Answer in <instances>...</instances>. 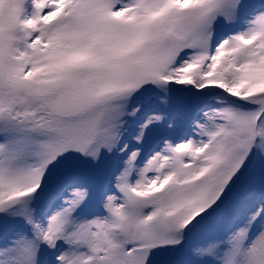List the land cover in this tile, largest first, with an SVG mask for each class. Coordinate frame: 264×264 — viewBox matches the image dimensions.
<instances>
[{
  "label": "rangeland",
  "instance_id": "rangeland-1",
  "mask_svg": "<svg viewBox=\"0 0 264 264\" xmlns=\"http://www.w3.org/2000/svg\"><path fill=\"white\" fill-rule=\"evenodd\" d=\"M61 1H14V6L18 9L24 8L20 13L18 10L16 23L19 29L27 31L21 40L16 41V46H13L15 58L12 60L17 61L18 65L23 63V81L14 87L18 90L29 89L32 100L42 98L44 103L47 102L42 93H53L47 104L56 113L45 116L43 125L30 140L31 144L20 150L17 147L24 142L23 138L9 134L7 139L13 140L16 145L9 150L5 144L6 137L0 136V191L18 195L28 190L33 183L30 182L33 171L39 172L38 182L42 183L30 206L21 211L28 214L33 225L30 241L27 242L26 236H19L17 232L11 231V226L2 229L0 264H18L21 259H24V264H115L123 255L132 258L139 252L147 259L145 256H148L150 248L146 241L156 236L147 227L150 221L161 217L176 224L188 213L189 207V211L197 208L202 212L201 207L192 204L191 199L197 196V186L207 185L208 165L209 172L215 166L212 165L213 157L227 150L230 119L238 115L239 109L245 106L244 102L250 98L249 92L257 79L258 71L264 68V0L258 5L262 9L257 6L260 13L254 15L251 11L250 14L244 12L239 15L241 25L245 22L246 28L252 27L243 35L242 31L230 34L227 38L221 32H214L206 39L203 35L198 46L210 41L207 52L199 56L198 53L185 50L174 63L161 71L158 83L127 98L126 107L117 110L113 116L114 121L109 123L110 129L107 126L110 132L104 129L103 143L108 148L103 152L105 164L96 177H89L84 166L68 165L72 162L77 147L74 129L76 124L70 118L63 120L68 145L64 165L60 163L59 170L51 166L50 153H58L60 160L66 151L64 148L56 151L52 144H46V132L49 131L57 136L60 143L63 133L56 120L70 105L69 93L78 89L69 87V91H65L62 85L68 83L66 81L67 78L70 79L69 75L57 72L61 69L57 67L60 63L55 61V48L69 47L66 49V57H69L72 48L76 50L78 45L76 23L72 18L74 9L69 7L60 10L58 5ZM161 1L80 0L78 11L81 16L105 18L109 10V15L120 28L139 29V41L144 42L149 38L153 26L147 20L145 24L139 25V20L146 11L154 17L155 13L156 16L160 15L162 12L158 10V4ZM188 2L191 3L190 9L194 6L199 10L210 7L206 1L182 0L177 12L181 13L184 3ZM151 15L145 14V17H152ZM145 25L148 28L142 32V26ZM205 28L200 27L198 33H204ZM253 37L257 38V42L250 45V38ZM180 39L185 43L198 41L195 36L186 38L180 35ZM195 55L204 66L196 75L193 85L190 87L187 84L185 91L179 73L183 70L186 77L189 76L188 66L193 67L195 64ZM36 58L41 62L35 61ZM52 61L55 62L51 64ZM16 67V63H12L11 71H16ZM36 76L38 80L34 79ZM42 76L46 79H42ZM56 76L58 77L50 79ZM61 92L67 95H62ZM193 94L202 96L198 102L200 104L205 97H213L218 105L214 102V105L204 107V114L201 113L192 132L178 145L168 136L159 141L161 133L167 134L166 123H169L170 130L179 129L187 119L185 113L188 116L198 111L195 104L190 105ZM227 94L236 98L233 104L224 99ZM108 96L105 90L97 89L94 93L96 100L109 101L111 99ZM31 103L27 108L33 110ZM163 105L173 114H164L160 109ZM247 107L250 109L248 116L251 121L254 117L256 124L263 106L257 110L251 105ZM13 113L9 120L10 126L18 125L14 118L20 119L24 109H15ZM170 118L173 119L169 120ZM95 123L96 120H92L81 129L80 139L94 134ZM154 139L157 144L154 147L152 145L150 154V151L145 154L144 146L148 147V143ZM40 147L42 152H46V159L35 166L31 156L38 154ZM262 156L264 163V147ZM259 170L258 179L264 192V166L260 165ZM26 195L28 194L22 197ZM252 210L246 223L237 220L236 225L244 227L246 232L244 236L240 234L241 243L236 239L239 234L227 233L224 226L217 227L218 231L215 233L220 239V247L202 249L201 254L206 264H264V197L260 198ZM252 222L260 229L253 242L246 246L245 243L252 235V231L248 232L246 227ZM115 225H121L122 231L126 227L123 242L116 243L109 237V230ZM226 226L231 227L230 224ZM231 231L239 230L232 227ZM40 240L42 254L38 247ZM35 242L36 246H33ZM243 245L246 251L243 250ZM195 260L198 263L196 258ZM143 264L152 263L146 260Z\"/></svg>",
  "mask_w": 264,
  "mask_h": 264
},
{
  "label": "bare ground",
  "instance_id": "bare-ground-1",
  "mask_svg": "<svg viewBox=\"0 0 264 264\" xmlns=\"http://www.w3.org/2000/svg\"><path fill=\"white\" fill-rule=\"evenodd\" d=\"M206 100V105H209L210 104V99H205ZM185 130H187V127H186V129ZM184 130V131H185ZM165 136V134L164 133H161V137H160V139H162V137H164Z\"/></svg>",
  "mask_w": 264,
  "mask_h": 264
}]
</instances>
